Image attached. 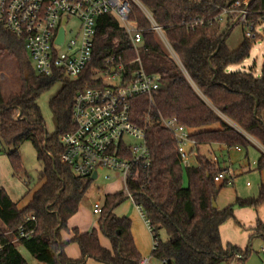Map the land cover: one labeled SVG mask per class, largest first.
<instances>
[{"label": "trees", "instance_id": "trees-1", "mask_svg": "<svg viewBox=\"0 0 264 264\" xmlns=\"http://www.w3.org/2000/svg\"><path fill=\"white\" fill-rule=\"evenodd\" d=\"M138 1L161 27L179 61L163 48L150 28V19L133 3L130 18L142 31L138 46L141 63L147 73L158 79V89L151 100L138 96L131 103L132 121L145 129L152 159L148 180L129 182L134 201L141 205L153 228V236L158 238L157 248L151 255L163 264L233 261V264H243L242 259L234 260L240 248L222 245L219 226L232 216L235 206L261 205L264 183L255 197H236L228 206L214 208L212 201L227 183L214 181V175L221 168L216 161L200 154L198 147L221 144L227 148H247L254 144L253 140L264 147V66L260 75L228 70L230 65L241 63L249 56L259 35L255 33L253 38L244 35L234 50L227 46L226 40L238 21L233 22V15L223 20L219 17L223 9L238 0ZM247 1L248 17L256 22L264 9V0ZM1 51L17 60L19 70L27 67L30 77L36 84L39 82L40 77L23 59L22 40L0 22ZM111 54L122 55L126 62L136 56L117 17L104 14L96 21L90 66L76 80L57 77L64 83L49 102L56 121L52 132L46 130L39 98L53 81L28 86L24 79L19 90L6 96L0 92V153L8 156L13 175H22L26 186L32 177L20 156V147L25 141L32 143L40 166L37 186L22 207L19 201L11 199L5 188H0V242L5 243L0 251V264H28L10 239L24 223L26 229L33 228L34 232L30 237L18 239V243L41 264H85L88 258L104 264L140 263L142 256L134 243L130 220L113 213L126 197L123 190L103 196L97 218L98 230L109 239L111 249L101 245L96 228L80 232L74 227L70 241L78 244L81 255L71 259L64 252L68 242L62 241L60 235L61 230L69 231L67 221L78 211L92 184L90 177L76 176L60 162V137L73 128L71 107L75 94L88 86L100 85L92 76ZM170 117H176L190 129L196 143V164H182L173 134L161 125V118ZM257 169H264V153ZM31 190L28 188L23 198ZM31 215L35 221L26 222ZM160 231L164 232V239ZM255 232L264 233L260 222Z\"/></svg>", "mask_w": 264, "mask_h": 264}, {"label": "built area", "instance_id": "built-area-1", "mask_svg": "<svg viewBox=\"0 0 264 264\" xmlns=\"http://www.w3.org/2000/svg\"><path fill=\"white\" fill-rule=\"evenodd\" d=\"M133 3L146 13L151 22L150 28L179 62L161 27L138 0H0V22L22 40L23 52L32 61L36 75L50 81L57 80L59 75L76 80L90 66L99 16L113 14L124 27L136 50V56L131 62H126L119 54L106 56L102 68L96 69L92 76L100 85L88 86L75 94L71 107L73 128L60 137V162L79 177L91 178L96 172V178L93 179L96 180L99 171L104 169L112 173L105 174V179L120 178L123 182L121 190L141 214L152 236V250H155L158 238L153 236L150 222L129 189L130 181L140 178L148 180L152 165L145 129L132 121L131 103L138 96H146L151 100L158 89L157 76L147 73L141 63L138 46L142 40V31L137 22L130 18ZM247 6V0L235 1L222 10L219 20L233 15L246 26L245 36L253 38L256 24L264 23V9L257 21L253 22L248 17ZM70 17L79 20V27L73 36L68 37L66 25ZM61 28L63 40L60 43L58 38ZM117 79V83H107V80L111 82ZM161 125L173 134L182 164L191 165L188 160L195 155L196 143L191 138L190 129L176 117L161 118ZM213 160L216 158L213 157ZM232 178L233 173L229 168H221L214 175L217 183L231 184ZM101 209V202L93 204V214L99 215ZM31 221H35L32 215L26 222ZM25 225L18 227L16 240L30 237L34 232L33 228L26 229ZM4 247L5 243L0 242V251ZM239 259L241 255L234 254V260ZM148 263L146 257L139 264Z\"/></svg>", "mask_w": 264, "mask_h": 264}, {"label": "rangeland", "instance_id": "rangeland-1", "mask_svg": "<svg viewBox=\"0 0 264 264\" xmlns=\"http://www.w3.org/2000/svg\"><path fill=\"white\" fill-rule=\"evenodd\" d=\"M235 20L236 17L235 19H233V22ZM78 27L79 20L75 17H70L69 22L66 25L68 37L73 36L77 32ZM246 30V26L238 21V23L234 25L233 29L230 32V35L226 40L227 46L232 50L236 49L242 42ZM254 31L259 35V38L253 44L249 52V56L241 63L230 65L228 68L229 71L240 70L245 72H252L255 75H260L262 67L264 66V23H257ZM160 42L163 48L168 51L161 40ZM22 55L23 59H25L30 66L31 71H33V73L36 75L32 61L24 52L22 53ZM67 78L69 80H73L72 78ZM24 79L26 80L25 84L28 86L47 84L50 81V79H44L42 77L36 84L34 79L30 77L27 67H25L23 70H19L17 60L7 53L1 51L0 92L4 96H6L12 91L19 90L24 83ZM117 82H119V79L113 80L111 82L107 80V83L110 84H114ZM63 83L64 82L62 79L54 80L53 83L45 89V91L39 98V105L44 116L46 130L48 132H52L56 126L55 118L49 108V102L60 91ZM216 126L217 125H214L213 127ZM209 149L210 155L216 158L215 161L219 162L221 168L228 167L232 172H234L233 175H235V179L232 178L233 184H226L225 186H223L215 199V203L219 209H222L233 203L236 197H255L258 194L261 182L260 175L258 173L259 171L254 170V167L251 165L252 161L257 159L259 156V150L256 147L252 145L248 146L247 148L241 147L242 151L237 152L234 150V148H227L226 146L221 144H212L210 145ZM205 152V148H201V151H199L200 154L207 156ZM20 156L26 171L32 177L31 183L26 186L24 177L22 175H13L8 156L0 153V188L4 187L5 189H7L13 197L19 200V205L22 206L28 201V199L31 197L32 192L37 186V173L40 169V166L36 159L35 149L30 141H25L21 145ZM211 159L213 160V158ZM188 162L194 164V157H190ZM249 166H251L252 168L249 169ZM107 173L112 174L110 170L102 169L99 171V178L96 180H92L90 189L84 195L81 201L79 210L74 218V220L77 221L81 227H89V229H92L94 224L97 223V218L99 215L93 214L92 211L93 204L95 202H101L103 196L107 192L113 193L123 189L122 180L120 178H116L117 180H107L104 178V175ZM247 181L252 184L251 187L245 186V183ZM184 184H186V179H184ZM28 188H31L32 190L27 196L23 198ZM128 201L129 198L125 197L116 208V211L123 212L130 209L136 210L134 203H129ZM135 212L138 214L139 218L140 215L138 211ZM140 219L144 231L143 228H141V225L140 228L142 229V232H144V235L148 236L150 244L149 253L145 254L144 257H147L149 259V264H162L159 260L152 257L151 255L152 236L143 219L141 217ZM137 224H135V228L137 227ZM234 228H232V230L229 229V235L231 234L230 237L234 239L233 241H237L236 243L240 246L244 264H264V241L262 240V238L257 235H252L253 233L250 235L251 237H249L247 228V230H243V233H240L236 227ZM5 233L11 234L10 231H6ZM160 237L162 239L165 238V234L163 231H160ZM14 238V235L10 237L11 241H13L17 246V249L25 258L28 264H41L24 246L19 243L17 244V241Z\"/></svg>", "mask_w": 264, "mask_h": 264}, {"label": "crops", "instance_id": "crops-1", "mask_svg": "<svg viewBox=\"0 0 264 264\" xmlns=\"http://www.w3.org/2000/svg\"><path fill=\"white\" fill-rule=\"evenodd\" d=\"M263 119H264V113H263ZM253 143L254 144L252 146L256 147L259 150V156L257 159L252 161L251 165L254 167V170L259 171L258 173L260 175V181H261L260 186H261V184L264 183V169H261V170L257 169V163H258L260 156L264 153V147L261 146L257 141H253ZM201 148L206 149L205 154L207 156H209L208 158H210V159L213 158L212 155H210V149H209L210 145H201L198 147V150L201 151ZM234 150L237 152L242 151L241 147H234ZM194 152H195V155H193V157L195 159L194 164H196V152H197L196 149L194 150ZM216 162L218 163L219 167L221 168V165L219 164V162L218 161H216ZM248 164H250V163H248ZM191 165H193V164L191 163ZM224 168H228V167H224ZM251 168L252 167L249 166V169H251ZM232 173L234 174V172H232ZM233 179H235V175H233ZM232 182H233V180H232ZM247 183H249V184L247 185ZM231 184H233V183H231ZM245 184H246L245 185L246 187L252 186V184L249 181H247ZM260 186H259V188H260ZM6 191L8 192L9 196L11 197V199L13 201H19L18 199L13 197L12 194H10V192L7 189H6ZM107 193H105V194H107ZM128 202L131 203L132 201L129 199ZM80 205H79V207H80ZM22 206L19 205V207H22ZM235 207L233 209L232 216L227 218L219 226V237H220L221 243L224 247H226L227 245H232V246H237L238 248H240V246L236 243L237 241H233L234 239H232L230 237L231 234L229 235V229L232 230V228H234V227H236L240 233H243V230L247 228L249 231V232L247 231V233H249V235H248L249 237H251L250 235L252 233H253L252 235H257V236H260L261 238H262V236H264V233L255 232L256 227H257L259 222L264 226V202L257 207H238V206H235ZM116 208L113 210V213L116 216L127 217L130 220V222H131V233H132V236L134 239V243L136 245L138 252L141 254L142 258H145L144 255L149 253L150 244H149L148 236L144 235V232H142V229H141V228H143V225H142V222L140 219V217L142 218L141 214L138 212L140 215L138 218V214L135 212V211H137V209L136 210L130 209L128 211H123V212L119 211L118 212V211H116ZM78 210H79V208H78ZM76 213L72 217H70L69 220L67 221V226L69 228V231H65V230L60 231L61 240L68 242L64 247L65 255L71 259H78L81 255L78 244L76 242L70 241L71 238L73 237V234L71 232L72 228L76 227V228H78V230L80 232H85V231L90 230L89 227H81L79 225V223L74 220ZM136 222L139 224H137ZM132 223H133V225H132ZM135 224H137L136 228H135ZM140 225H141V228H140ZM93 228H96L98 230V224L97 223L94 224ZM143 231H144V228H143ZM98 237H99V241L103 247H105L107 249H111V244H110L109 239L106 236H104L102 234V232H100L99 230H98ZM146 237H147V239H146ZM262 240H263V238H262ZM16 241L18 244V240H16ZM11 242L14 243L13 241H11ZM239 254L241 255V259L244 261V259L242 258V251ZM85 264H104V263L97 262L92 258H88L86 260ZM243 264H244V262H243Z\"/></svg>", "mask_w": 264, "mask_h": 264}, {"label": "water", "instance_id": "water-1", "mask_svg": "<svg viewBox=\"0 0 264 264\" xmlns=\"http://www.w3.org/2000/svg\"><path fill=\"white\" fill-rule=\"evenodd\" d=\"M236 21H238V19H236L234 22H236ZM60 34H59V38H58V42H62V40H63V29L61 28L60 29ZM50 158L53 160V157L50 155ZM54 161V160H53ZM96 172H94L93 174H92V176H91V179L93 180V179H95L96 178ZM212 206L214 207V208H216L217 207V205H216V203H215V200H213L212 201Z\"/></svg>", "mask_w": 264, "mask_h": 264}]
</instances>
